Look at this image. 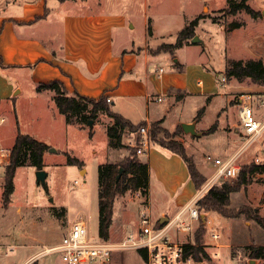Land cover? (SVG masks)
Here are the masks:
<instances>
[{"label": "rangeland", "instance_id": "rangeland-1", "mask_svg": "<svg viewBox=\"0 0 264 264\" xmlns=\"http://www.w3.org/2000/svg\"><path fill=\"white\" fill-rule=\"evenodd\" d=\"M230 1L241 0H215L218 7L206 6L203 12L211 17L202 22L195 31V35H199L204 44L184 47L176 53L175 59L184 63L188 84H192L195 94L177 103L172 97H166L163 101H157L156 96L150 99L152 116L162 118L166 114L167 128L161 124L160 126L170 135L180 129L171 138L184 145L187 155L192 157L198 169L207 177L216 170L215 158L227 159L238 150V161L244 165L253 161L255 155L264 147L263 133L257 141L243 148L246 137L241 135L236 104L242 93H250L255 115L264 121V85L255 83L250 78L242 82L227 78L226 88L219 85L221 77L226 76L225 69L230 60L246 62L250 58H262L264 61V0L246 1L255 11L260 12L258 17H253L244 10L236 15L229 14L224 9ZM170 4L175 13L181 9L179 0H172ZM96 6L91 5L92 9ZM134 23L132 33L135 38L140 39L145 31L141 16H136ZM235 23H239L240 27L235 28ZM183 26L171 23L168 30H181ZM176 34L175 32L163 39H154L151 44H173L177 40ZM172 59L162 58L158 60V66H163L166 73L174 72L175 62ZM21 80L22 93L0 104V116H5V122L0 125V141L5 147L12 148L18 129L47 143L55 151L49 149L44 154L43 170L47 172L45 185L37 180L36 166L30 163L19 166L14 176V191L8 200L4 195L5 171L0 168V245L15 248L1 262L24 264L30 258L37 261L36 264H64L58 252L39 254L46 247L60 243L72 222L80 216L85 218L93 238L99 237L98 167L104 163H121L131 151L127 147L117 149L109 145L107 127L113 120L106 113L99 112L90 126L82 118L92 111V105H87L80 115L73 117V121L78 122L74 124L59 111L54 97L51 96L52 101L46 94L39 95L38 89L27 77ZM198 80H202L204 90L213 95L212 101L199 93L201 88L197 86ZM53 94L54 92L50 93ZM110 108L115 110L112 105ZM200 109L203 112L197 117ZM139 119L134 117L135 122ZM187 120L196 123L200 135L182 130V123L188 122ZM213 125L216 130L210 132ZM122 135L123 142L127 145L135 136L129 130ZM153 148L154 152L159 151L155 145ZM67 153L85 164L81 167L68 164ZM140 157L142 155H138L139 160ZM258 165H264V162ZM182 166L155 165L156 173L155 170L150 172L153 218L160 217L163 212L168 216L174 214L171 210L176 201L163 190L159 180L165 172L168 173L167 176L182 174ZM183 167L184 173H187V165ZM235 181L232 178L221 183ZM74 184L76 187L72 188ZM185 187V193L189 194L198 190L191 182ZM143 200L144 196L140 191H128L116 198L113 223L108 236L110 240H121L137 229ZM229 207L233 210L242 208L243 212L236 217L227 218L213 211L206 212L208 223L203 241H210V233L219 231L220 244L224 246L220 248L219 257L214 255L218 248L210 247V259H205L201 264H249L252 259L250 248L264 246V225H260L253 218L257 215L264 220V169L259 168L248 185L231 194ZM108 264H146V261L137 250H122L114 252ZM257 264H264V259H257Z\"/></svg>", "mask_w": 264, "mask_h": 264}, {"label": "crops", "instance_id": "crops-1", "mask_svg": "<svg viewBox=\"0 0 264 264\" xmlns=\"http://www.w3.org/2000/svg\"><path fill=\"white\" fill-rule=\"evenodd\" d=\"M171 1L0 0V104L22 93L21 79L24 77L35 88L40 83L59 80L68 94L110 97L109 105L115 108L113 111L134 124L145 121L149 125L162 120L161 125L165 126L166 114L162 118L152 116L150 99L153 96L172 97L177 103L196 91L192 84H188L184 63L175 58L184 47L198 43L190 41L173 53L155 54L150 49L163 42L152 46L151 41L175 32L177 36L180 30H168L171 23L185 27L204 13L206 6L218 7L215 0H179L181 9L175 13L171 9ZM94 4L97 6L92 9ZM136 16H141L145 27L140 39L132 33ZM209 18L201 19L196 29ZM149 23L151 33L148 31ZM162 58H173L174 72L166 73L163 66H158V60ZM198 85L201 88L199 93L212 101L213 95L204 90V82L198 80ZM187 90H190L189 94ZM51 92L38 90L37 93L46 94L53 101ZM134 117L140 119L135 122ZM16 135L17 132L14 140ZM153 145L159 148L157 153ZM140 161L148 164L149 174L154 170L156 173L155 165H187L180 155L153 143ZM183 166L182 174L167 176V172L161 173L159 180L163 190L176 201L171 210L173 213L195 194L185 193V186L189 182L193 184V181L189 171L184 173ZM150 196L149 183L148 199L152 213ZM162 215H166L165 212ZM79 219L86 222L83 216L75 220Z\"/></svg>", "mask_w": 264, "mask_h": 264}, {"label": "trees", "instance_id": "trees-1", "mask_svg": "<svg viewBox=\"0 0 264 264\" xmlns=\"http://www.w3.org/2000/svg\"><path fill=\"white\" fill-rule=\"evenodd\" d=\"M247 0L240 2L230 1V4L224 9L231 15H236L241 10L251 14L253 17L260 16L259 11H255ZM211 17L209 14H200L188 25L183 27L177 35L175 43H162L157 48L153 49L152 53L171 52L173 53L176 48L182 47L184 44L189 43L195 36V30L199 21L203 18ZM235 28L240 27L239 23H235ZM151 33L149 23L148 28ZM226 77L228 79L234 78L240 82L246 78H250L255 83L264 85V61L262 58H250L246 62L242 60H230L226 66ZM39 91L50 90L54 92V101L59 111L68 117L72 123L74 116L80 115L87 105H92V111L87 116H82L83 121L89 122L95 120L99 112L106 113L113 122L107 127L109 137V145L113 148H130L131 154L125 158L121 163H104L98 167L99 171V236L108 238L110 226L113 223L114 205L116 198L124 195L128 191H140L142 195L148 196L149 186V167L147 163L139 160L135 148L126 146L123 141V133L129 130L134 133L136 140H140V127H149V139L152 143L159 144L160 146L169 149L171 152L180 155L186 162L188 171L197 189L201 188L207 181L208 177L200 172L192 157L187 155L184 145L174 140L173 135L178 134L180 129L176 130L174 134L170 135L169 132L160 126L162 120L147 124L143 121L138 124L132 123L130 120L121 114L111 110L107 97L101 95L99 98H92L79 93L68 94L67 89L59 80H52L46 83H40L37 86ZM203 112L200 109L197 117ZM182 128V126H181ZM183 130V129H182ZM216 130L213 125L211 131ZM209 132V131H208ZM159 134H162L159 137ZM50 145L38 140L37 138L17 131L15 142L11 148V159L8 165L4 168V186H5V199L8 200L14 191V176L19 166L27 163L33 164L37 169L44 167V154L50 149ZM67 155V163L72 165L83 166L85 163L77 157H72L69 153ZM264 169V165H258L251 161L241 165L240 172L235 178V183L219 182L209 188L204 196L199 200V207L203 212L213 211L223 217H236L243 209L233 210L229 207L230 196L233 192L241 189L242 186L248 185L253 174L259 169ZM121 170V174L119 176ZM260 225H264V220L259 216L253 217ZM206 229L201 228L197 233V242L203 241ZM251 258L264 259V246H252ZM196 262H203L205 259H210V254L206 252L202 246H196L192 250ZM37 261L31 264H36Z\"/></svg>", "mask_w": 264, "mask_h": 264}, {"label": "built area", "instance_id": "built-area-1", "mask_svg": "<svg viewBox=\"0 0 264 264\" xmlns=\"http://www.w3.org/2000/svg\"><path fill=\"white\" fill-rule=\"evenodd\" d=\"M162 70L161 68L160 71ZM219 85L221 88H226L227 77L225 75L221 77ZM164 98V96H159L157 100L162 101ZM106 99L108 103L111 102L110 97ZM237 105L242 128L241 135L246 137L243 145L245 148L257 141L264 133V121L256 117L250 93H242L237 99ZM4 122L5 118L0 117V125ZM139 133L140 140H136L134 136V139L128 142V146L135 148L138 155H145L151 146L149 127H140ZM239 154L240 151L227 159L215 158V172L172 216L161 215L153 218L148 196L143 195V206L138 214V227L121 240L114 241L100 236L93 238L87 223L79 219L72 222L60 243L46 247L39 255L58 252L64 264H104L105 260L109 261L116 251L137 250L143 255L146 264H195L192 250L196 246H202L209 254L210 247H217L218 250L214 255L219 257L220 248L224 246L220 244L219 231L210 233V241L197 242L198 231L201 228L206 229V223H208L207 218L205 223L202 220L203 211L199 207V200L211 186L238 176L242 165L238 161ZM10 159L11 148L5 147L0 141V168H5ZM253 162L257 164L264 162V147L255 155ZM75 187L76 184L72 186V188ZM14 250V247L0 245V264H2L1 259ZM32 262H34L33 259H29L25 264Z\"/></svg>", "mask_w": 264, "mask_h": 264}, {"label": "water", "instance_id": "water-1", "mask_svg": "<svg viewBox=\"0 0 264 264\" xmlns=\"http://www.w3.org/2000/svg\"><path fill=\"white\" fill-rule=\"evenodd\" d=\"M263 14H264V12H263ZM191 41H192V43H195V44H197V43H203V40L200 38L199 35H195L192 38ZM93 122H94L93 120H90L88 123H89L90 126H92L93 125ZM182 129H183L184 132L191 133L193 135H200L201 134V132H198L196 130V123L195 122H191V123L185 122V123H182ZM50 151L54 152L55 149L50 148ZM120 174H121V170H120L119 176H120ZM36 175H37L38 182H40V183H42V184L45 185L46 178H47V172L44 171L43 169H38ZM201 217H202L203 222L205 223L206 222V212H203L202 215H201ZM163 220L164 219H162V221ZM195 264H201V262H196ZM249 264H257V259H255V258L250 259L249 260Z\"/></svg>", "mask_w": 264, "mask_h": 264}]
</instances>
